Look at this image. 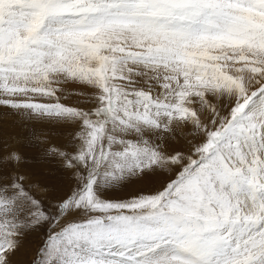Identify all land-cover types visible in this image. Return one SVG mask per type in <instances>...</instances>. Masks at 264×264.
<instances>
[{
    "label": "snow or ice",
    "instance_id": "1",
    "mask_svg": "<svg viewBox=\"0 0 264 264\" xmlns=\"http://www.w3.org/2000/svg\"><path fill=\"white\" fill-rule=\"evenodd\" d=\"M32 233L30 264H264V0H0V264Z\"/></svg>",
    "mask_w": 264,
    "mask_h": 264
},
{
    "label": "rangeland",
    "instance_id": "2",
    "mask_svg": "<svg viewBox=\"0 0 264 264\" xmlns=\"http://www.w3.org/2000/svg\"><path fill=\"white\" fill-rule=\"evenodd\" d=\"M42 232L43 230H39ZM40 246L39 233H32L25 237L21 248L13 257L14 264H30L32 257L36 253V249Z\"/></svg>",
    "mask_w": 264,
    "mask_h": 264
}]
</instances>
